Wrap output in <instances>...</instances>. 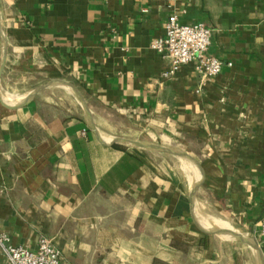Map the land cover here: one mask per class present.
Instances as JSON below:
<instances>
[{"label": "crops", "instance_id": "obj_1", "mask_svg": "<svg viewBox=\"0 0 264 264\" xmlns=\"http://www.w3.org/2000/svg\"><path fill=\"white\" fill-rule=\"evenodd\" d=\"M171 15L211 29L224 66L204 84L194 63L160 76L150 44ZM263 216L264 0H0L12 245L44 236L63 264H264Z\"/></svg>", "mask_w": 264, "mask_h": 264}, {"label": "built area", "instance_id": "obj_2", "mask_svg": "<svg viewBox=\"0 0 264 264\" xmlns=\"http://www.w3.org/2000/svg\"><path fill=\"white\" fill-rule=\"evenodd\" d=\"M210 44L211 29L207 25L180 23L171 15L166 20L164 35L154 39L150 47L166 62L160 74L162 79H170L180 66L194 63L200 83L204 84L224 66L221 60L208 54ZM259 231L264 244V216L259 222ZM0 252L4 256L3 264H63L60 250L44 236H39L35 250L29 251L24 246L12 245L9 236L0 232Z\"/></svg>", "mask_w": 264, "mask_h": 264}, {"label": "water", "instance_id": "obj_3", "mask_svg": "<svg viewBox=\"0 0 264 264\" xmlns=\"http://www.w3.org/2000/svg\"><path fill=\"white\" fill-rule=\"evenodd\" d=\"M128 142L131 143V144L137 145V146H141V147L157 150L159 152L161 151V152H165V153L172 154V155H175V156H180V157H185V158L192 159L187 154H185L183 152L176 151V150H170V149H167V148H164V147L154 146V145L141 143V142H136V141H128Z\"/></svg>", "mask_w": 264, "mask_h": 264}]
</instances>
